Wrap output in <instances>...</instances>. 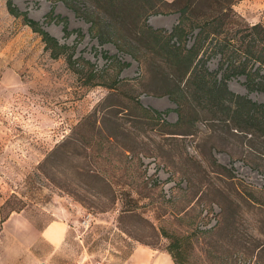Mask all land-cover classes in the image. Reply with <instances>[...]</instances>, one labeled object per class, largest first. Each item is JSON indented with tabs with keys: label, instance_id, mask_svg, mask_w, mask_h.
<instances>
[{
	"label": "rangeland",
	"instance_id": "1",
	"mask_svg": "<svg viewBox=\"0 0 264 264\" xmlns=\"http://www.w3.org/2000/svg\"><path fill=\"white\" fill-rule=\"evenodd\" d=\"M6 1L0 0V206L7 199L25 205L0 222V264H125L136 246L148 249L139 257L148 263L154 255L167 253L160 228L190 233L191 264H225L217 257L226 255V264L264 261V127L250 123L237 128L225 116L198 107L187 117L182 134H168L142 124L132 128L124 109L132 94L169 122L177 120L176 105L164 93L176 88L175 74L137 32L145 15L150 26L166 34L183 9L186 19L200 25L221 19L224 12L233 13L243 26L264 25V0H131L125 14L112 15V22L93 0H11L59 43L73 47L74 68L63 56L51 57L41 37L22 16L8 11ZM151 6L163 13H152ZM51 11L63 21L48 17ZM87 19L96 22L102 42L89 34ZM109 25L116 28L115 35ZM194 35L195 30L187 34L186 45L176 39L171 43L187 49ZM219 59L208 57L206 68L221 79ZM195 67L199 70V63ZM90 71L100 84H88ZM105 84L118 89L113 93ZM227 85L264 105V90L249 91L244 76H231ZM108 105L117 108V119L131 126V134L113 131L117 145L97 135L101 146L92 148L94 154L79 145L59 147L87 114ZM93 164L104 169L103 180L85 175ZM221 166L234 175L235 186ZM109 182L142 194L134 214H121L119 203L112 206ZM202 183H209L206 194ZM214 202L235 219L224 223L222 239L208 259L194 233L219 219L220 207ZM58 206L80 212L64 246L51 252L42 241L31 243V225L41 227L55 218L52 211ZM257 246L262 247V259L255 256Z\"/></svg>",
	"mask_w": 264,
	"mask_h": 264
},
{
	"label": "trees",
	"instance_id": "2",
	"mask_svg": "<svg viewBox=\"0 0 264 264\" xmlns=\"http://www.w3.org/2000/svg\"><path fill=\"white\" fill-rule=\"evenodd\" d=\"M93 1L95 2V7L103 12L105 19L110 21L112 15L125 14L128 4L131 2V0ZM159 1L173 4L177 0H173L172 2ZM6 5L11 14L16 17L22 16L24 23L29 25L41 37L44 48L50 52L51 57L59 58L63 56L69 66L74 68V63L77 60L74 58L73 47L59 43L54 36L40 26L39 22L30 19L26 12L20 11L15 7L11 0H7ZM68 5L77 14H80V9L76 5H72L71 3H68ZM151 8L152 13H163L156 8L153 10V6ZM185 13V9L180 11L178 23L168 34L163 29L150 26L146 20L147 15L143 17L142 29L137 30L141 38L147 43L146 48L162 56L175 74L176 79L174 84L176 88L164 91V93L176 105L177 120L173 123L169 122L163 117L161 111L142 105L137 97L130 94L128 103L124 109L130 118L132 128H135L136 124H142L148 126L153 131L182 134L183 130L181 128L189 122L187 117L192 111H196L198 107H206L214 111V113L225 116L237 128H243V125L250 123L259 124L261 127H264V105L252 101L246 95L233 92L227 85V80L231 76L242 75L245 78V86L249 91L264 90V25L258 22L252 25L244 23L243 26L242 22H236L237 18L231 12H224L220 14L221 19L216 18L204 25H200L195 20L190 21L186 19ZM48 17L53 20L63 21V18L57 15L53 16L52 11L48 14ZM87 20L90 22L89 34L97 38L99 42H102L104 38L99 33L96 22L93 19ZM109 27H111V33L115 35L116 28L112 29V25H109ZM63 29L68 32L66 22H64ZM194 30L193 43L187 49L180 48L175 43H171L173 39H176L177 42L186 45L187 34ZM127 52L136 58V55L132 51L127 50ZM200 53L201 57L197 59ZM213 55H219L221 79H218L216 75H211L206 68L207 58ZM196 59L200 65L199 70L195 67L197 63L194 64ZM95 78L96 75L91 73L87 77L88 84H100ZM184 79L185 82L181 87L180 85ZM105 86L110 88L113 93L118 89L115 85L105 84ZM109 106H105L101 110L95 108V110L87 114L71 129L70 134L59 147L73 145L78 147L79 145L86 153L87 150L93 147L97 148L101 146L97 135L105 139L104 143L117 145L118 138L114 132L117 131L122 135L131 134L129 130L131 126L126 127L117 119V108ZM112 108H115V110H112ZM99 112H102V115L98 124L97 115ZM122 149L124 151H131L124 145ZM92 152L94 154L95 151L92 149ZM97 155L95 154L94 158H97ZM96 164L88 167L84 173L89 178L103 180L105 178L104 169ZM221 168L224 170L225 173L223 174L228 182H231L235 186L236 182L231 171L225 166H221ZM193 174L195 173L193 172ZM208 184L203 185V192L205 194L208 192ZM108 186L113 193V198L110 202L112 206H115L116 203L120 204L119 212L121 214H134L137 211L139 208L138 201L142 198V194L136 188L127 187L128 185L112 184L110 182ZM214 203L219 204L218 206L220 207L218 213L219 219L213 225H209L205 229L199 230L198 233H194L196 238L203 242V249H205V255L208 259H212L211 249L218 246L220 239H222V227L224 223H233L235 219V216L224 213V208L220 206V203ZM211 204L213 205V203ZM24 205L23 202L15 204L7 199L0 206V222H4L13 211L19 212ZM7 207L8 210L5 212L4 210ZM210 212H212L211 206ZM205 216L207 217L208 213ZM159 235L167 241L165 249L175 264H191V257L187 251L188 248H191V241H189L190 233H169L164 228H160ZM256 249L255 256L258 259H262L263 254H260L262 253V247L257 246ZM244 253L246 252L242 250V254ZM228 258V255L217 257V259L225 262V264L229 263ZM239 264L249 263L240 262ZM256 264H264V261H258Z\"/></svg>",
	"mask_w": 264,
	"mask_h": 264
},
{
	"label": "crops",
	"instance_id": "3",
	"mask_svg": "<svg viewBox=\"0 0 264 264\" xmlns=\"http://www.w3.org/2000/svg\"><path fill=\"white\" fill-rule=\"evenodd\" d=\"M166 2H172L173 0H164ZM80 210H69L62 206L56 207L52 214L55 218L50 219L47 223L41 227H36L33 224L32 227V239L31 243L42 241L49 248L51 252H54L66 243L67 235L71 230V224L75 221L77 213ZM57 213L59 215H57ZM62 213V214H61ZM149 252L144 246H136L131 252L130 256L125 261V264H175L168 253H159L154 255L148 263H142L139 261V257L142 253ZM96 264H99L98 262Z\"/></svg>",
	"mask_w": 264,
	"mask_h": 264
}]
</instances>
